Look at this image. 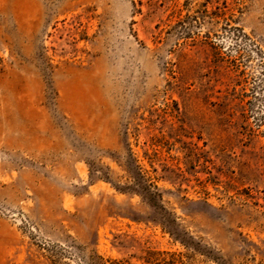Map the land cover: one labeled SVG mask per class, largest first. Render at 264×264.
I'll return each mask as SVG.
<instances>
[{"label": "rangeland", "instance_id": "obj_1", "mask_svg": "<svg viewBox=\"0 0 264 264\" xmlns=\"http://www.w3.org/2000/svg\"><path fill=\"white\" fill-rule=\"evenodd\" d=\"M0 264H264V0H0Z\"/></svg>", "mask_w": 264, "mask_h": 264}, {"label": "trees", "instance_id": "obj_2", "mask_svg": "<svg viewBox=\"0 0 264 264\" xmlns=\"http://www.w3.org/2000/svg\"><path fill=\"white\" fill-rule=\"evenodd\" d=\"M137 175L134 177V184L133 186L129 187H119L118 189L122 191H130L134 192L138 195H141L147 203H149L151 206H153L156 210L159 208H163L160 204V198L161 194L156 192L157 186L155 185V182L151 180V178H148L147 175L144 173L143 168L140 165H137L136 167ZM160 220V222L165 226L166 229H168L172 234H175V231L172 229L170 223L166 219L159 218L157 215L153 217V220ZM178 237V236H177ZM184 242V239H183ZM185 245L187 247H196L192 242L185 240ZM207 257L213 258L214 260H217V257L215 255H210V253H205Z\"/></svg>", "mask_w": 264, "mask_h": 264}]
</instances>
